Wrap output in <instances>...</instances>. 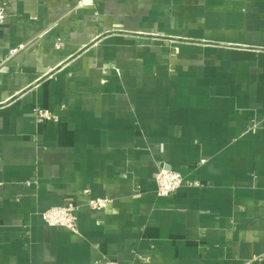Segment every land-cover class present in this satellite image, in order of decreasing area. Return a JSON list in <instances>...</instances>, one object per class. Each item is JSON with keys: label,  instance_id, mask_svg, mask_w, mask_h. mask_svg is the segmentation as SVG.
I'll use <instances>...</instances> for the list:
<instances>
[{"label": "crops", "instance_id": "obj_1", "mask_svg": "<svg viewBox=\"0 0 264 264\" xmlns=\"http://www.w3.org/2000/svg\"><path fill=\"white\" fill-rule=\"evenodd\" d=\"M0 3V264H264V0Z\"/></svg>", "mask_w": 264, "mask_h": 264}, {"label": "built area", "instance_id": "obj_2", "mask_svg": "<svg viewBox=\"0 0 264 264\" xmlns=\"http://www.w3.org/2000/svg\"><path fill=\"white\" fill-rule=\"evenodd\" d=\"M6 17V5L0 3V26ZM37 116L42 119L50 120L52 112L48 109H36ZM157 193L159 196H168L176 192L184 184H197V182H186L184 177L177 171L161 168L156 173ZM85 193L88 194V191ZM111 199L104 197H89L85 203L77 204L69 202L65 205L51 207L41 213L45 223L49 226L65 227L73 232H78L77 211L82 205H87L93 210L105 209ZM92 264H119L118 262L101 259Z\"/></svg>", "mask_w": 264, "mask_h": 264}]
</instances>
